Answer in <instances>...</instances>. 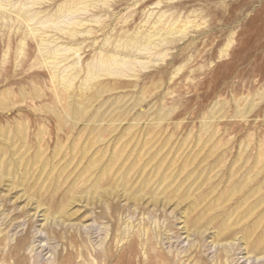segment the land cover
<instances>
[{"label": "rangeland", "instance_id": "rangeland-1", "mask_svg": "<svg viewBox=\"0 0 264 264\" xmlns=\"http://www.w3.org/2000/svg\"><path fill=\"white\" fill-rule=\"evenodd\" d=\"M0 182V264H218L227 203L190 222L264 189V0H0Z\"/></svg>", "mask_w": 264, "mask_h": 264}, {"label": "bare ground", "instance_id": "bare-ground-1", "mask_svg": "<svg viewBox=\"0 0 264 264\" xmlns=\"http://www.w3.org/2000/svg\"><path fill=\"white\" fill-rule=\"evenodd\" d=\"M149 38L150 37L147 36L145 38L146 41L149 40ZM143 41H140V40L133 41L132 45H129V46H131V49L136 48L137 50H141L145 46V40H143ZM127 47L128 46L126 45L125 48H127ZM52 56H53V54H52ZM111 56L112 57H111V59L109 61H102V60L100 61L99 60V62L96 65H94V68H93L94 70L93 69L89 70L88 76L92 77V76L98 74V72L103 71V70H105V72L107 71L111 75L116 74L119 71L111 70L110 68L112 66H114V65H126L129 62L127 60V58H129L128 53L124 54V57H120V58H117L113 54ZM59 64H61V63H59ZM86 77H87V75H86ZM104 173H106V172H104ZM102 174H103V172L100 173L99 179L102 176ZM255 178H256V176H255ZM99 179H97V183L95 184L96 186H97V184L99 182L98 181ZM147 188H149V187H147ZM260 189H261L260 187L254 189V192L252 194H249V195H247L245 197H242L244 195V193L242 192L240 195L235 196L234 198H228L229 195L227 197H225L224 193L218 192V191H216L214 189H210L207 193L200 195V198H206L208 196H212V195L216 194L212 198V199H214L213 202H211L210 204L208 203L209 205H207L206 209H204V210H201L202 208H200L196 212L195 218L193 220H191V222H190V224L192 225V231L191 232L193 234L198 235L199 236V238H198L199 240H202L204 238L205 232H207L209 229L212 228V226H213L212 224H213L214 220L216 219L215 217H208L207 216V211H209L210 209H213L215 207L214 205L216 204L217 201H221L219 203V205L221 203H223V201H224V203H227L226 209L223 210L221 213H219V215H221V214L223 215V218H222V220H221V222L219 224V227L211 235V238H212V241H211L212 243L211 244H212V246H215L216 244L220 246L219 253H221V255L218 258V260H219L218 264L227 263L228 262V258L231 256V254L229 255V253L231 251H233V249H234V245H233L234 239H235L234 237H236V235L238 233V232L235 233L236 232L235 231L236 227L239 228V231L241 232L240 240L243 242L244 250L246 251L244 255H248L249 257H252V258H254L256 260L259 259V258H264V221H263L264 220V189L262 191H260ZM181 197H183V196H181ZM181 197H176V198H178L176 200L177 204H180L183 201V199ZM223 197H225V198L222 199ZM251 197H253L254 199L252 201H249V199ZM204 200L205 199H203V200H201V199L200 200L199 199L193 200L192 203H191V206L189 207V210H187L188 211L187 214H190V212L191 213L194 212L196 209H198V207L202 206V202ZM45 221L48 222V218L45 217ZM245 221H248V222L245 223ZM250 221H251V224L249 225ZM188 235H190V234L188 233ZM230 238H231V240L228 241V239H230ZM5 240L8 241L9 238H6ZM39 242H41V240H39ZM32 243H33V241H31L29 239H26V238L23 239L22 241H20L19 243L16 241L10 247H9V245H7L9 247L7 254H16L15 255L16 257H20L18 255V253L22 249L27 248L28 246L30 248V245H32ZM238 246H237V248H238ZM5 247H6V245H5ZM32 249H33V247H32ZM24 256H23V260L21 261L20 264H42L38 260V258H34L33 256H31V257H28L26 255H24ZM102 257L104 258L103 259L104 264H107L109 262V260H110V256L108 255V253H106V248H104L103 251H102ZM240 257H241V255H240ZM249 257H247V258H249ZM69 259H70V254L66 253L64 256H62L61 262L59 264H70ZM200 259H202V258H200ZM222 259H223V261H222ZM260 261H261V259H260ZM198 262L199 261H196L195 264H198ZM2 264H7L6 260L3 261ZM8 264H17V263L15 261H13L12 263H8ZM44 264H49V262H46ZM165 264H171V263L165 262Z\"/></svg>", "mask_w": 264, "mask_h": 264}]
</instances>
